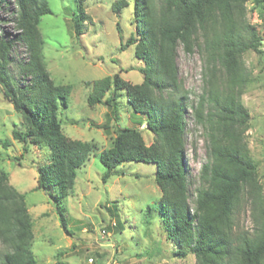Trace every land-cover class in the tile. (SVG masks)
I'll return each instance as SVG.
<instances>
[{
  "label": "trees",
  "instance_id": "16d2710c",
  "mask_svg": "<svg viewBox=\"0 0 264 264\" xmlns=\"http://www.w3.org/2000/svg\"><path fill=\"white\" fill-rule=\"evenodd\" d=\"M86 1L76 0L71 18L77 38L89 19ZM249 2L264 17V0H134L136 30L122 48L134 46L136 58L144 62L143 80L132 83L115 73L86 82L92 88L87 103L103 104L111 112L100 125L113 136L111 146L98 152L105 166L102 180L119 174L120 164L154 163L161 189L156 211L167 239L176 246L174 256L192 254L195 264H264V183L246 138L250 113L242 101L254 80L244 54L253 50L264 60L262 37L248 18ZM128 5V0H117L112 8L120 11ZM0 6L13 7L16 30L0 32V85L23 119L13 136L26 152L33 145L50 149L49 162L37 167L36 188L47 191L61 226L71 233L64 201L73 193L77 170L99 147L67 136L58 117L60 107L68 106L73 85L56 83L45 60L39 23L52 13L49 0H0ZM17 43L26 47V57L15 84L9 64ZM180 46L188 54L199 50L204 60L203 89L192 114L204 127L208 160L199 172L193 207L186 140L190 91L179 76ZM125 95L132 114L144 116L136 123L145 121L153 134L150 144L139 126H118L112 133L109 121L120 119L119 97ZM243 202L250 205L252 227L237 231L236 214ZM111 206V212L118 208ZM33 227L26 193L0 168V264H37Z\"/></svg>",
  "mask_w": 264,
  "mask_h": 264
},
{
  "label": "rangeland",
  "instance_id": "374dc122",
  "mask_svg": "<svg viewBox=\"0 0 264 264\" xmlns=\"http://www.w3.org/2000/svg\"><path fill=\"white\" fill-rule=\"evenodd\" d=\"M117 0H87L89 15L85 33L76 37L72 17L76 0H49L52 13L41 17L39 28L44 37V55L56 83L72 84L73 90L66 108L60 107L58 117L70 138L93 141L99 147L97 154L77 170L73 193L64 203L68 233L61 226L54 201L47 191L37 189L40 164L49 162L48 146L33 145L28 152L24 144L13 136L23 119L5 96L0 85V168L9 174L10 183L26 193V201L34 220L32 251L37 264H195L196 258L174 256L176 246L167 239L156 202L161 189L155 181L156 165L147 162H130L117 167L119 174L104 182L105 166L98 152L109 148L112 135L101 124L107 122L111 112L103 104L90 106L87 97L91 86L86 82L119 73L132 83L143 80L141 68L144 62L136 58L134 46L123 49L127 40L135 34L133 14L134 0L120 11L112 4ZM12 6H0V32L15 33ZM248 18L262 37L264 49V17L253 3H248ZM9 74L13 83L20 80V62L26 57V47L17 43L11 51ZM244 60L252 70L254 80L242 96L250 113V127L246 138L259 177L264 183V60L255 51L244 54ZM179 76L184 87L190 91L186 111V140L189 196L194 206L199 172L208 160L204 127L192 114V105L203 89L204 60L195 50L188 54L179 47L177 58ZM119 97L120 119L109 121L111 131L118 126H139L147 144L153 134L147 130L145 121L138 124V116L132 114L126 95ZM131 107V106H130ZM132 111V112H131ZM8 145H5V143ZM117 204L118 213L111 212ZM237 231L251 229L250 205L243 202L236 214ZM92 259V260H91Z\"/></svg>",
  "mask_w": 264,
  "mask_h": 264
},
{
  "label": "built area",
  "instance_id": "2783aa9c",
  "mask_svg": "<svg viewBox=\"0 0 264 264\" xmlns=\"http://www.w3.org/2000/svg\"><path fill=\"white\" fill-rule=\"evenodd\" d=\"M92 260V259H91Z\"/></svg>",
  "mask_w": 264,
  "mask_h": 264
}]
</instances>
